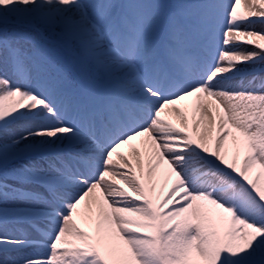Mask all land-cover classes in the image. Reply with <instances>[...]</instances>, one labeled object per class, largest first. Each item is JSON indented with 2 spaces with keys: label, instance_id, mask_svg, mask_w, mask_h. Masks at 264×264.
I'll list each match as a JSON object with an SVG mask.
<instances>
[{
  "label": "snow or ice",
  "instance_id": "6c2138e0",
  "mask_svg": "<svg viewBox=\"0 0 264 264\" xmlns=\"http://www.w3.org/2000/svg\"><path fill=\"white\" fill-rule=\"evenodd\" d=\"M238 3L0 0V264H264V186L249 175L264 169V85L234 84L264 71V43L232 41H264V0L251 21ZM189 97L199 142L162 119ZM233 130L239 167L221 155ZM137 137L153 148L140 175L117 152ZM94 193L89 232L74 216Z\"/></svg>",
  "mask_w": 264,
  "mask_h": 264
},
{
  "label": "bare ground",
  "instance_id": "6f19581e",
  "mask_svg": "<svg viewBox=\"0 0 264 264\" xmlns=\"http://www.w3.org/2000/svg\"><path fill=\"white\" fill-rule=\"evenodd\" d=\"M167 2H178V0H167ZM184 2H189V0H184ZM252 0H240V3L236 5L237 12L243 13L247 16V21L258 20L259 17H252L248 15V7L251 4ZM246 23V22H242ZM256 31L261 30V25H253ZM247 37L237 38L235 35L232 37L233 44L241 49L244 48H255L256 43H264V41L254 40V43L251 45L246 44ZM264 50V49H261ZM248 63V62H242ZM251 83V86L259 88L261 85H264V71L261 70V66L257 63L255 69L246 68L244 69L242 75L238 77L234 84L235 86H244L248 87ZM200 103H212V100L203 97L201 95ZM198 103L197 97H189L183 101H179L176 105H170L165 113L162 114V119L168 123L174 125L182 133L192 136L196 141H200L204 133L203 125L193 128V113L196 110V104ZM174 109H179L180 112L187 117L186 125L185 121L180 119V116L174 111ZM217 115H222V113H217ZM17 128L19 125L16 126ZM211 150L216 149L215 141L211 144ZM138 149V154L134 155L132 149ZM118 153L122 154L124 158L132 161V170H134L137 175L141 174V166L145 169L147 168L148 161L153 158V148L151 142L147 137H137L135 140L131 141L128 145L122 146L117 150ZM246 154V147L243 137L236 133L233 130V135L229 137L227 141L224 142L221 149V155L229 162H235L237 166H241L244 155ZM122 163L121 155L113 154V165L111 167H117L119 171V164ZM127 171V169L125 170ZM264 173V169H260L259 166L253 167L250 172V178L257 181L261 185V177ZM119 177L109 175L105 177L107 183L115 184L117 187H126L125 185L117 183ZM167 179V166L162 165L158 170L156 175L157 186L163 184ZM204 210L215 216L219 210L215 209L211 205L205 203ZM101 211L99 193H94L93 197L86 199L77 209V213L74 216V219L79 227L85 231L92 232L94 230L95 220Z\"/></svg>",
  "mask_w": 264,
  "mask_h": 264
},
{
  "label": "rangeland",
  "instance_id": "374dc122",
  "mask_svg": "<svg viewBox=\"0 0 264 264\" xmlns=\"http://www.w3.org/2000/svg\"><path fill=\"white\" fill-rule=\"evenodd\" d=\"M254 28V26H252ZM0 69H2V65H0ZM3 142V130H0V143ZM261 186H264V173L261 177Z\"/></svg>",
  "mask_w": 264,
  "mask_h": 264
}]
</instances>
